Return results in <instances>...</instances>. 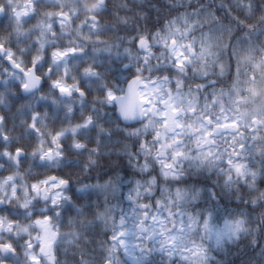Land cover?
Listing matches in <instances>:
<instances>
[{
	"label": "clouds",
	"instance_id": "clouds-1",
	"mask_svg": "<svg viewBox=\"0 0 264 264\" xmlns=\"http://www.w3.org/2000/svg\"><path fill=\"white\" fill-rule=\"evenodd\" d=\"M0 264H264V0H0Z\"/></svg>",
	"mask_w": 264,
	"mask_h": 264
}]
</instances>
